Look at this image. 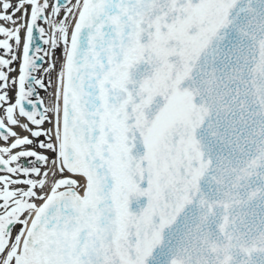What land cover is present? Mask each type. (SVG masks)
I'll return each mask as SVG.
<instances>
[{
  "label": "snow or ice",
  "instance_id": "obj_1",
  "mask_svg": "<svg viewBox=\"0 0 264 264\" xmlns=\"http://www.w3.org/2000/svg\"><path fill=\"white\" fill-rule=\"evenodd\" d=\"M0 21V264H264V0H0Z\"/></svg>",
  "mask_w": 264,
  "mask_h": 264
},
{
  "label": "bare ground",
  "instance_id": "obj_2",
  "mask_svg": "<svg viewBox=\"0 0 264 264\" xmlns=\"http://www.w3.org/2000/svg\"><path fill=\"white\" fill-rule=\"evenodd\" d=\"M13 2L15 3V0H13ZM0 23H4V22L0 21ZM6 26H8V25H6ZM44 28H45V30H46L47 32H50V31H51L50 26H49L48 24H46V23H44ZM22 35H23V33H22ZM47 58H48V57H47ZM44 65L47 66V63H45ZM12 75H15V73H13ZM54 82H55V80H53V87H52V88H49L47 91L44 90V91H41V92H40V97L45 101V105H46V106L52 102V91H53V88H54V86H55V83H54ZM44 127H45V128H48V127H51V125H49V124L46 122V123L44 124ZM13 129H14L19 135H21V136H23V135H29L28 132L23 131L21 128H19V127H17V126H13ZM9 142H10V141H9ZM4 144H5V142L0 140V146H4ZM13 151H14V150H13ZM44 170H46V166L43 167L42 172H43ZM36 178H38V177H36Z\"/></svg>",
  "mask_w": 264,
  "mask_h": 264
},
{
  "label": "flooded vegetation",
  "instance_id": "obj_3",
  "mask_svg": "<svg viewBox=\"0 0 264 264\" xmlns=\"http://www.w3.org/2000/svg\"><path fill=\"white\" fill-rule=\"evenodd\" d=\"M41 139H44V137H41ZM28 148H34V146H27ZM23 148H25V146H23L22 148H17V150H19V151H21V150H25V149H23ZM34 150H36V151H39V152H42L43 150L42 149H39V148H34ZM29 159H34V158H25V159H22L21 160V163L22 164H25L26 166L28 165V161H29ZM43 163H40V162H38L35 166H37V167H40L41 168V170L43 169V165H42ZM0 174H3V173H0ZM36 178V177H35Z\"/></svg>",
  "mask_w": 264,
  "mask_h": 264
},
{
  "label": "rangeland",
  "instance_id": "obj_4",
  "mask_svg": "<svg viewBox=\"0 0 264 264\" xmlns=\"http://www.w3.org/2000/svg\"><path fill=\"white\" fill-rule=\"evenodd\" d=\"M46 78H47V76H45ZM45 78V79H46ZM52 79H55V73H53V75H52ZM46 81L48 82V78L46 79ZM50 158L52 157V154L51 153H49V155H48Z\"/></svg>",
  "mask_w": 264,
  "mask_h": 264
},
{
  "label": "water",
  "instance_id": "obj_5",
  "mask_svg": "<svg viewBox=\"0 0 264 264\" xmlns=\"http://www.w3.org/2000/svg\"><path fill=\"white\" fill-rule=\"evenodd\" d=\"M42 21V20H41ZM37 43H41V45H42V42L41 41H39V40H37ZM43 47H44V45H42ZM43 107V106H42Z\"/></svg>",
  "mask_w": 264,
  "mask_h": 264
}]
</instances>
